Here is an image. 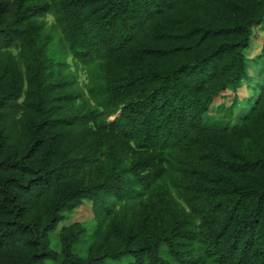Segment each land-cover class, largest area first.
Here are the masks:
<instances>
[{
	"label": "trees",
	"instance_id": "1",
	"mask_svg": "<svg viewBox=\"0 0 264 264\" xmlns=\"http://www.w3.org/2000/svg\"><path fill=\"white\" fill-rule=\"evenodd\" d=\"M259 28L264 0H0V264H264Z\"/></svg>",
	"mask_w": 264,
	"mask_h": 264
},
{
	"label": "rangeland",
	"instance_id": "2",
	"mask_svg": "<svg viewBox=\"0 0 264 264\" xmlns=\"http://www.w3.org/2000/svg\"><path fill=\"white\" fill-rule=\"evenodd\" d=\"M51 20L49 19V23ZM264 44V29H255L252 40H251V47H249L248 51L246 52V56L248 59H253L258 57L262 46ZM262 62L254 63L248 62L249 65V76L253 78L251 81V85L254 86L258 81H264V75L259 76L253 73L258 68H264V57H262ZM260 59V58H259ZM264 72V71H263ZM252 86L248 85L247 83H243L242 87L238 89L239 93V100L237 105L233 108L232 115H228V112L223 110L229 107L231 104V96H225L224 98H219L214 101L211 105L209 112L207 113L206 118L212 121H220L222 125H233L238 121V118L242 115L245 109L248 107L247 99L252 94ZM84 87V85H82ZM232 91H230L231 93ZM223 108V109H222ZM230 116V117H229ZM73 223H80L88 229V232H91L94 227V220L93 214L91 211V205L89 202H83L82 206L70 214H66L65 221L61 222L57 228L56 233L54 236L57 235L59 229L62 226H67ZM56 237L54 242H56ZM83 245H81L82 249ZM79 248V249H80Z\"/></svg>",
	"mask_w": 264,
	"mask_h": 264
}]
</instances>
